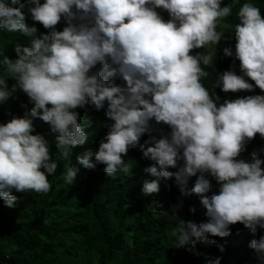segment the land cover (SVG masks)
<instances>
[{"label": "clouds", "instance_id": "clouds-1", "mask_svg": "<svg viewBox=\"0 0 264 264\" xmlns=\"http://www.w3.org/2000/svg\"><path fill=\"white\" fill-rule=\"evenodd\" d=\"M221 5L222 0H0V29L34 37L31 47L16 48L18 59L0 60V103L18 88L34 105L22 118L0 124V198L5 205H15L13 190L51 191L48 177L57 164L45 136L33 134L34 119L50 125L56 147L67 160L71 149L88 140L75 109H102L107 102L106 114L114 123L107 125L98 151L88 150L77 161L86 169L102 164L115 179L118 171L132 175L136 162L124 157L139 147L154 161L145 173L174 176L184 196H199L207 221L180 219L170 226L166 235L173 247L194 252L197 243L214 244L209 237H229L230 226L237 224L253 234L264 229V160L256 154L241 158L257 134L264 139V95L225 100L218 106L219 97L202 83L211 75L205 67H213V54H190L220 44L224 35L217 27L237 9L235 59L243 75L225 71L215 87L225 93L254 91L247 77L264 92V17L252 3L241 6L240 0H232ZM26 6L48 34L37 37V28L26 25ZM157 9L166 10L170 18L166 21ZM62 19L67 26L57 31ZM223 54L231 57L233 51L225 47ZM97 65L100 70L92 72ZM10 78L16 81L11 91ZM114 78H122L126 87L117 86ZM152 120L171 132L153 138L145 150L140 140L153 131ZM78 172L66 165L60 178L73 185ZM198 174L189 189V178ZM207 176L216 181L218 193ZM159 190L158 180L143 181L144 196ZM178 208L173 206V215ZM249 247L264 260V236Z\"/></svg>", "mask_w": 264, "mask_h": 264}, {"label": "trees", "instance_id": "trees-1", "mask_svg": "<svg viewBox=\"0 0 264 264\" xmlns=\"http://www.w3.org/2000/svg\"><path fill=\"white\" fill-rule=\"evenodd\" d=\"M7 2L10 4V0ZM20 2L25 3V0ZM40 2L43 4L45 0ZM231 2L222 0L221 6ZM244 3H252L260 8L264 17V0H240L241 6ZM28 7L23 9L26 25L37 28V37L48 34V29L33 21ZM236 11L234 9L232 16L221 21L226 25L221 31L224 38L215 47L213 67H205V71L211 75L202 80L210 94L219 97L216 101L218 106L225 100L264 95L247 77L245 79L253 84L254 91L225 93L221 87H215L218 75L225 71L243 75L240 62L235 59L233 26L239 23ZM157 12L166 21L170 18L166 10L157 9ZM66 26L62 19L56 30L62 31ZM33 38L21 32L0 29V60L7 57L15 61L19 58L16 48L31 47ZM225 47L232 49L231 57L224 56ZM197 53H201V49H195L190 54ZM99 70L100 65H97L92 72ZM114 79L117 86L126 87L122 78ZM7 83L11 91L16 81L10 78ZM33 106L30 98L17 88L7 101L0 103V124H6L13 117L22 118ZM107 107L105 102L102 109L93 105L75 109L88 140L84 145L71 149L67 160L62 157L56 144L49 143L52 162L57 164L55 173L48 177L52 186L49 193H20L13 190L17 201L11 208L0 198V230L5 236L0 233V264H212L216 259L220 260V264H264V260L249 247L253 239L264 236V229L258 228L253 234L243 224L230 226L231 235L227 238L209 237L215 240L214 244L197 243L194 252L173 247L166 230L178 224L180 219L197 224L206 222V209L199 196H184L181 193L174 176L165 179L145 173L144 168L152 166L154 161L145 158L139 147L130 149L124 157L126 161L136 162L132 175L118 171L113 179L105 173L102 164L94 169L80 165L77 157L88 150L98 151L100 141L109 131L107 125L114 123L107 117ZM150 123L153 131L143 135L140 140L145 150L152 146L153 138L159 139L161 133L167 135L171 132L167 125H157L154 120ZM33 124L34 135H44L46 140L55 139L49 124L38 118L34 119ZM252 154L264 160V139L259 134L247 144L241 158L249 159ZM66 165L79 169L73 185L66 184L60 178ZM169 171L176 172L177 169L170 168ZM206 178L212 182V191L218 193L216 181L210 176ZM197 179L199 174L189 178V189ZM144 180H158L159 192L144 196ZM173 206H179L176 212L178 217L172 213ZM191 208L196 211L191 212ZM221 246L223 251L220 250Z\"/></svg>", "mask_w": 264, "mask_h": 264}, {"label": "rangeland", "instance_id": "rangeland-1", "mask_svg": "<svg viewBox=\"0 0 264 264\" xmlns=\"http://www.w3.org/2000/svg\"><path fill=\"white\" fill-rule=\"evenodd\" d=\"M225 27H226V25L224 23H220V25L217 27V31L221 32ZM215 47H216V45H209V46L206 47V49L202 48L201 49V53L206 54L207 52H210V53L213 54V57H214V55H215ZM47 140L51 144H56L55 139L48 138ZM0 233L3 235V237H5L4 233L2 232V230H0Z\"/></svg>", "mask_w": 264, "mask_h": 264}]
</instances>
